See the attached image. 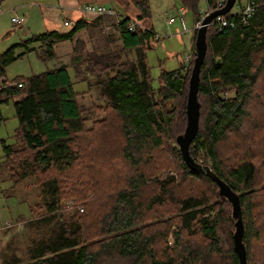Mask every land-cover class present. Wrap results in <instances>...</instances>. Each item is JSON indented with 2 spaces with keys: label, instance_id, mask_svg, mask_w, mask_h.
<instances>
[{
  "label": "trees",
  "instance_id": "trees-1",
  "mask_svg": "<svg viewBox=\"0 0 264 264\" xmlns=\"http://www.w3.org/2000/svg\"><path fill=\"white\" fill-rule=\"evenodd\" d=\"M111 1L120 46L71 57L77 75L95 74L101 104H78L85 91L73 89L65 63L16 76L20 86L0 90V104L16 97L17 118L13 140L1 141L0 166L13 182L31 179L29 209L43 229L24 264H239L230 201L211 177L185 165L176 142L197 28L187 67L161 70L153 87L144 55L153 32L136 22L148 16L147 2ZM198 1L180 0L193 23ZM205 1L211 7L217 0ZM255 3L246 23L234 15L232 27L207 25L198 128L188 149L238 195L247 264H264V0ZM136 10L138 19L126 14ZM81 16L68 30L33 34L0 51V76L33 42L51 56L57 41H73L87 26Z\"/></svg>",
  "mask_w": 264,
  "mask_h": 264
},
{
  "label": "rangeland",
  "instance_id": "rangeland-1",
  "mask_svg": "<svg viewBox=\"0 0 264 264\" xmlns=\"http://www.w3.org/2000/svg\"><path fill=\"white\" fill-rule=\"evenodd\" d=\"M66 0H2L0 2V51L5 50L15 43L25 40L33 34L42 33L46 30L57 29L60 31L68 30L71 27L73 14L69 13L64 6ZM83 2H103L106 6H111L117 10L115 2L109 0H74L72 6H78ZM148 6V16L144 21L136 20L141 25L151 29V46L144 50L145 62L148 66L151 84L158 86V76L161 70H172L180 67L186 54H190L193 43V14L192 10L184 9L180 0H146ZM96 4V3H94ZM206 1L199 0L197 5L198 12L204 11ZM182 7V11H178ZM235 6L231 12L235 11ZM80 14L86 15L79 10ZM131 11V10H130ZM133 12V13H132ZM126 13L133 19L137 18L138 10ZM124 14L123 11L119 12ZM23 15L22 24H14L10 21L12 15ZM77 14V13H75ZM100 17L96 20V17ZM114 14L90 15L89 20L93 23L77 31L73 41H57L53 46V55L43 53L44 45L40 41L30 44V48L25 51L22 57L17 58L8 64L4 69L5 77L8 80L16 76H29L31 74L45 71L65 63L70 65L68 71L73 81L75 91H85L77 97V102L81 107H87L91 103H102L99 89L96 87L95 74L87 73L86 76L81 72L77 75L71 61L73 55L79 54L85 57L87 51H104L115 49L120 46L117 31L113 24ZM175 17V21L169 23V17ZM182 17V19H180ZM69 20L67 24L64 20ZM95 20V21H94ZM182 22L185 30L182 29ZM158 37H155L156 35ZM75 43V44H74ZM75 45V47H73ZM15 53L23 48L15 45ZM134 50L127 52V58L135 56ZM39 54L43 55L40 57ZM83 65L80 66L82 70ZM106 75V73L104 74ZM13 98L0 104L4 123L10 137L17 126V118L14 116ZM86 124H90L87 122ZM10 130V131H9ZM28 186L26 188L25 186ZM20 201L2 199L0 195V264L2 259L16 258V264H24L29 260L27 249L41 235L43 229L35 221L37 212L29 209L31 202L36 200L35 187L31 184V179H24L15 188ZM31 200V202H30ZM10 212V215L7 214ZM20 216L19 218H15Z\"/></svg>",
  "mask_w": 264,
  "mask_h": 264
},
{
  "label": "water",
  "instance_id": "water-1",
  "mask_svg": "<svg viewBox=\"0 0 264 264\" xmlns=\"http://www.w3.org/2000/svg\"><path fill=\"white\" fill-rule=\"evenodd\" d=\"M235 0H224L221 7L208 12L201 20V24L196 29L194 38L195 55L188 78L185 113L186 123L184 130L176 137L179 153L185 165L192 171H197L211 177L218 185L219 192L224 195L231 203L232 216L235 218L233 233V249L238 257L239 264H247L245 249L242 244L243 223L241 219L240 205L238 195L232 191L229 185L214 174L210 167L194 160L189 154V144L193 139L198 128L199 103L197 99V89L199 82V70L206 51L205 33L209 22L219 14L227 13Z\"/></svg>",
  "mask_w": 264,
  "mask_h": 264
},
{
  "label": "built area",
  "instance_id": "built-area-1",
  "mask_svg": "<svg viewBox=\"0 0 264 264\" xmlns=\"http://www.w3.org/2000/svg\"><path fill=\"white\" fill-rule=\"evenodd\" d=\"M1 1L2 0H0V2ZM222 2H223V0H217L216 4L214 6H211V7L208 6L207 4H205L204 11L200 12V17L196 21V23L194 24L193 28H197L201 24L202 18L208 12H210L211 10H213L215 8L221 7L224 3V2L223 3ZM234 6H235L236 10L231 12V8ZM254 7H256L255 0H235L233 5L231 6L230 10L227 13L216 15L209 22V24L214 25L218 31L224 26L232 27L233 22L230 19H231V16H234V15H236L242 23H246L248 18L251 16V14L254 10ZM79 10L81 12L87 14L88 16L99 15V14H116V11H114L110 6H106L104 4L84 3L82 6L79 7ZM0 11H1V6H0ZM178 11L181 12L182 7H180ZM23 19L24 18L22 15H16V14H14L10 17V21L14 24H22ZM180 19H182V17H180ZM174 21H175V17L172 16V17L168 18L169 23L174 22ZM136 22L141 25V23L139 21H136ZM64 23L67 24L68 20H64ZM141 26L145 27L143 25H141ZM182 29L185 30V26H184L183 22H182ZM155 37H158V35H156ZM189 60H190V54H186L183 58L181 66L183 68L187 67ZM14 84H17L18 86H20L21 82L20 81L14 82L12 80H8L4 76H0V90L7 87V86L14 85Z\"/></svg>",
  "mask_w": 264,
  "mask_h": 264
},
{
  "label": "crops",
  "instance_id": "crops-1",
  "mask_svg": "<svg viewBox=\"0 0 264 264\" xmlns=\"http://www.w3.org/2000/svg\"><path fill=\"white\" fill-rule=\"evenodd\" d=\"M80 1V0H77ZM109 1V0H107ZM66 5L64 6V8H66V10L73 14V18L77 19V18H81L82 14L79 13V11H77V7L82 6L84 3H88V2H83L81 4H78V6H72L74 3V0H66L64 2ZM89 3H96V4H106L103 2H89ZM77 13V14H75ZM83 17H85L86 20H88L87 22V26H89V24L93 23V21L89 20V17L87 14L83 15ZM196 22L193 23V26ZM86 26V27H87ZM135 52V50H134ZM1 112V110H0ZM2 115V114H1ZM3 121V120H2ZM1 121V122H2ZM0 122V123H1ZM7 127L1 124L0 125V156L2 155V145H1V141H5V142H11L13 140V138L10 137V132L7 131L6 129ZM10 131V130H9ZM17 185H20V182H13L9 176L6 170L3 169L2 166H0V195L2 196V199H4L5 201L7 200H15V201H20L19 195L16 192L15 188L17 187ZM7 214L10 215V212H8ZM20 216L15 217L16 219L19 218Z\"/></svg>",
  "mask_w": 264,
  "mask_h": 264
},
{
  "label": "bare ground",
  "instance_id": "bare-ground-1",
  "mask_svg": "<svg viewBox=\"0 0 264 264\" xmlns=\"http://www.w3.org/2000/svg\"><path fill=\"white\" fill-rule=\"evenodd\" d=\"M22 16H23V15H22ZM193 27H194V26H193ZM198 27H199V26H198ZM198 27H197V28H198Z\"/></svg>",
  "mask_w": 264,
  "mask_h": 264
}]
</instances>
